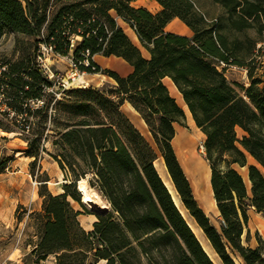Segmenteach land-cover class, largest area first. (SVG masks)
<instances>
[{"label": "trees", "instance_id": "trees-1", "mask_svg": "<svg viewBox=\"0 0 264 264\" xmlns=\"http://www.w3.org/2000/svg\"><path fill=\"white\" fill-rule=\"evenodd\" d=\"M51 1L0 0V35L7 31L39 35ZM134 1L67 0L50 24L48 40L54 39L56 52L70 49V40L65 42L66 37L59 35L67 32V37L82 38L76 42V60L87 58L95 66L94 55H115L134 70L127 76L107 70L118 83L113 92L93 87L65 90L68 97L55 98L52 112L53 98L13 122L26 134L28 145L23 151L35 158L32 169L47 151L45 144L51 137V155L65 176L77 182L91 174L90 185L112 205L111 210L98 215L94 229L87 230L79 220L81 212L69 199L84 203L76 183L66 184L65 192L58 195L44 188L40 191L42 211L36 214L39 240L33 253L39 260L55 255L57 264H215L158 172L155 161L160 153L186 211L223 264H238L235 257L244 264H264V242L259 240L256 248L243 242L248 210H264V173L259 166L248 164L251 155L264 168V91L259 90L261 80L253 78L252 72L249 87L229 81L211 56V50L218 47L227 64L248 65V57L254 61L257 42L248 50V37L245 42L230 36L233 31L245 33L253 21L264 22V4L212 0L228 15L226 23L215 25L197 8L195 0H156L162 9L137 21L142 10L132 5ZM112 10L135 27L150 58L131 41ZM58 17L67 24H58ZM174 18L185 22L194 36L167 32ZM81 67L85 69L84 64ZM167 77L183 95L206 136V159L221 215L219 228L196 200L173 148L175 125L185 124L187 115L166 84ZM36 81L34 85L24 82L22 88L34 89L40 81L52 85L42 76ZM24 92L35 96L29 90ZM126 101L146 122L157 149L122 110ZM0 128L16 132L1 120ZM238 128L246 132L242 138ZM8 160L0 158V172ZM234 165L248 167L251 194Z\"/></svg>", "mask_w": 264, "mask_h": 264}, {"label": "rangeland", "instance_id": "rangeland-1", "mask_svg": "<svg viewBox=\"0 0 264 264\" xmlns=\"http://www.w3.org/2000/svg\"><path fill=\"white\" fill-rule=\"evenodd\" d=\"M66 1H51L48 7L47 19L39 35L32 36L11 31L0 35V120L16 130V132H6L4 134L0 128V158H9L6 168L0 172V264H57L55 255H50L45 260H39L36 254L33 253L39 240L36 214L42 211L44 197L40 195L41 190L46 188L54 195H58L64 193L65 185L71 182L70 178L65 176L58 161L51 155L54 152L51 137L45 144L47 151L42 153L37 165L33 169L31 168V163L35 158L28 156L23 151L27 147L28 142L26 141V134L21 132L19 125L13 123L16 117L21 118L27 110L42 108L44 100L49 101L51 98H53V102L49 109L52 112L57 98L68 97L69 92H64V88L61 87L59 89V87L61 86L60 83H63V79L67 81L73 72L80 71L81 73L74 81L70 80L73 84L68 85L67 90L93 87L109 93L118 87V83L107 73V70L118 72L121 75H125L127 70V61L115 55L110 56V58H104L106 56L103 54L94 55L92 60L95 62V66L87 58L82 61L80 59L76 60L74 54V50L78 46L76 42L78 40L80 42L82 38L80 36L67 37V32H62L59 35L66 37L65 42L70 40L71 45L68 51H54L52 53L43 49L44 41H47L49 45L56 46L53 38L48 40L49 27ZM70 1L74 2V0ZM78 1L84 2L85 0ZM253 1L264 4V0ZM154 2L155 0H138L132 3L135 8L142 10V13L136 16L137 21L140 20V16L156 14L162 9L159 10L155 7ZM195 3L197 8L206 14L215 25L220 22H227V12L212 0H195ZM111 13L116 15L114 10ZM176 20V23L171 24V29L166 27V31L192 38L194 31L180 18ZM57 22H59L58 24L62 23V25L67 24L64 18L58 17ZM118 22L131 41L141 48L144 56L150 58L151 53L141 43L135 27L121 18ZM252 23L253 25L248 27L245 33L233 31L230 37L237 36L245 42H247L246 39L248 37V50L251 48L253 41L257 42L254 61L248 57V65L227 64L223 61V51L218 47L211 50V56L215 64L218 65V69L225 73L229 81L238 82L245 87H249L252 82L250 75V72H252L253 78L261 80L258 84L259 90L264 91V22L260 24L253 21ZM226 32L224 30V33ZM72 44L76 45L75 48ZM43 51L44 54H42ZM81 64H84L85 69L81 67ZM84 71L85 73H83ZM37 76L47 78L53 86L40 81L39 85L34 89L30 86L25 89L22 88L24 82L32 85L37 83ZM165 82L187 115L185 124L177 123L175 125L176 134L172 142L173 148L191 183L196 200L210 218L212 224L219 228L221 215L218 206L215 207L210 202L211 193L208 188L209 184L212 187V169L206 159L204 147L206 136L196 124L183 95L178 89L174 88L171 78H165ZM40 88L42 89L40 90ZM24 90H29L35 96L26 95ZM121 108L131 119L132 114L128 108L127 101ZM146 128L148 129L147 126ZM244 135H246V132L238 128V136L242 138ZM144 136L156 148L150 131L148 135ZM160 160L164 161L159 153L157 161ZM248 164L259 166L264 173V168L260 164H254L249 155ZM234 167L240 174L243 173L244 170L239 165H234ZM245 168L248 170V167ZM91 178V174L85 177L92 193L99 194L102 201H104L106 205L104 210H111L112 205L110 202L103 197L97 188L90 185L89 180ZM208 180L209 183L207 182ZM244 180L251 194V182L245 178ZM45 183H47V187H44ZM69 199L74 208L81 212L79 215L81 224L87 230L94 229V223L98 221V215L102 211L92 210L85 203L81 205L71 196ZM248 214V229L250 233L248 234V229H246L243 242L245 245L256 248L260 245L259 240L264 242V210L258 211L256 208L251 207L248 210ZM235 260L238 264H244L239 257H235Z\"/></svg>", "mask_w": 264, "mask_h": 264}, {"label": "bare ground", "instance_id": "bare-ground-1", "mask_svg": "<svg viewBox=\"0 0 264 264\" xmlns=\"http://www.w3.org/2000/svg\"><path fill=\"white\" fill-rule=\"evenodd\" d=\"M174 88L177 89L175 87V85H174ZM127 105H128V108L132 114L131 115L132 122L138 127V129L142 132V134L148 135L149 131L146 128L147 125H146V122L144 121V119L140 116L139 112L129 102H127ZM2 132L4 134H6V131H2ZM249 157L254 162V164H259L258 161L253 156L249 155ZM155 165H156L158 172L160 173L162 179L164 180L166 186L168 187L176 206L178 207V209L180 210V212L182 213V215L184 216V218L186 219V221L188 222L190 227L193 229L194 233L198 237V239H199L200 243L202 244L206 253L214 261L215 264H223L220 257L218 256L215 249L213 248L212 244L206 238V235H205L204 231L202 230V228L198 225V223L194 220V218L190 215V213H188L186 211L184 204H183L178 192L174 188L172 179L170 178V175H169L168 171L166 170V166L164 164V161L163 160H160V161L156 160ZM241 169L244 170L243 173H241L243 175V177L246 180L250 181L249 176H248V170L245 167H241ZM209 175H210V172H209ZM200 178L202 181L201 176H200ZM207 182L209 183V180ZM79 185H80L79 190L83 196V202L86 205H88L89 208H91L92 210L104 211V207L106 206L104 201H102L99 194H97V193L93 194L92 193L91 188L89 187L85 178L80 180ZM208 188H209V191L211 193L210 202L212 203L213 206L216 207L217 206L216 199L214 198L213 190H212V187L210 184H209Z\"/></svg>", "mask_w": 264, "mask_h": 264}, {"label": "built area", "instance_id": "built-area-1", "mask_svg": "<svg viewBox=\"0 0 264 264\" xmlns=\"http://www.w3.org/2000/svg\"><path fill=\"white\" fill-rule=\"evenodd\" d=\"M70 45H71V43H70ZM72 45H74V44H72ZM75 46V45H74ZM43 49H45L46 51H48V52H54L55 51V46H53V45H49V44H47V43H44L43 44ZM42 54H44V51H43V53ZM80 71L78 72V71H76V72H73L72 73V76H69V78H68V80L66 81L65 79H63V83H60V87H59V89H61V87H63L64 89H63V91H65V90H67L66 88L67 87H69L70 85H72L73 84V82L71 83V81H74L75 80V78L77 77V76H80ZM83 73H85V71L83 72ZM54 76V75H53ZM53 76H50V77H53ZM71 80V81H70ZM69 85V86H68ZM52 86H53V84H52ZM84 86V85H83ZM85 87V86H84ZM60 97V96H59Z\"/></svg>", "mask_w": 264, "mask_h": 264}, {"label": "crops", "instance_id": "crops-1", "mask_svg": "<svg viewBox=\"0 0 264 264\" xmlns=\"http://www.w3.org/2000/svg\"><path fill=\"white\" fill-rule=\"evenodd\" d=\"M138 0H136V1H134V3L135 2H137ZM156 2V3H155ZM155 2H154V6L155 7H157L159 10L162 8V5L158 2V1H156L155 0ZM118 20L120 19L117 15H114ZM177 18H174L168 25H167V27H170V29H171V24L172 23H176L177 22V20H176ZM119 23V22H118ZM184 24V23H183ZM173 25V24H172ZM184 25H186V24H184ZM186 27H188L187 25H186ZM139 40V39H138ZM104 58H110V57H104ZM127 70H126V73H125V75H122V76H127V75H129L130 73H132L133 72V70H134V68H133V66L132 65H130L128 62H127V68H126ZM121 75V74H120ZM175 85V84H174ZM176 87V86H175ZM177 88V87H176ZM178 89V88H177Z\"/></svg>", "mask_w": 264, "mask_h": 264}, {"label": "water", "instance_id": "water-1", "mask_svg": "<svg viewBox=\"0 0 264 264\" xmlns=\"http://www.w3.org/2000/svg\"><path fill=\"white\" fill-rule=\"evenodd\" d=\"M79 182H80V180L77 181V182H75V181H71L70 183H76V184H77V188H78V190H79V189H80ZM79 192H80V190H79ZM80 193H81V192H80ZM81 195H82V193H81Z\"/></svg>", "mask_w": 264, "mask_h": 264}]
</instances>
